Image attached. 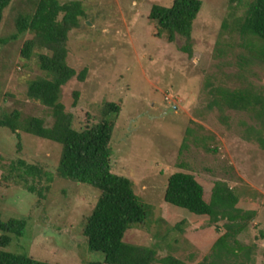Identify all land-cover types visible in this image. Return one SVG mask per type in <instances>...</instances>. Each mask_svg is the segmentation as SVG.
I'll use <instances>...</instances> for the list:
<instances>
[{"label": "rangeland", "instance_id": "374dc122", "mask_svg": "<svg viewBox=\"0 0 264 264\" xmlns=\"http://www.w3.org/2000/svg\"><path fill=\"white\" fill-rule=\"evenodd\" d=\"M39 0H11L0 21V115L18 110L21 117L42 118L51 126V109L29 98V82L46 73L35 46L29 58L21 48L33 33L17 32L20 15L31 14ZM78 1V26L67 35L66 62L85 78L66 82L59 101L78 130L101 120L105 103L120 106L110 115L111 171L132 182L148 207L143 225L132 226L123 240L149 246L160 260L170 256L183 264H264V127L251 111L214 105L213 89L249 85L264 92V63L254 57L239 32L238 21L252 0H201L193 21L191 55L181 50L186 38L172 42L156 35L149 19L153 4L173 0ZM74 92H78L77 95ZM0 127V218L26 221L22 236L11 234L0 250L57 264L102 262L90 251L83 229L99 191L57 175L62 146L22 130ZM35 165L39 176H24L23 165ZM14 164L16 170H11ZM192 174L210 199L217 181L232 188L236 207L249 216L235 235L249 248L220 253L217 239L227 219L213 221L167 203L164 193L174 172ZM34 186L30 192L27 187ZM1 234V232H0ZM229 244L237 247L230 240ZM154 264H164L156 261Z\"/></svg>", "mask_w": 264, "mask_h": 264}, {"label": "trees", "instance_id": "16d2710c", "mask_svg": "<svg viewBox=\"0 0 264 264\" xmlns=\"http://www.w3.org/2000/svg\"><path fill=\"white\" fill-rule=\"evenodd\" d=\"M11 0H0V21L3 10ZM240 3L242 0H229ZM202 7L201 0H173L170 6L153 4L149 19L156 25V35L163 36L172 42L177 35L186 38L181 50L191 55V31L193 21ZM83 9L78 1L61 3L59 0H39L31 14L20 15L16 21L17 32L29 31L33 38L27 39L21 55L29 58L35 46L46 47L51 54L39 53V67L46 75L32 79L27 88L29 98L38 100L51 109L53 123L45 126L42 118L35 116L21 117L18 110L0 115V127H6L16 133H26L61 144L62 150L57 166V175L63 179L88 184L99 191L97 202L88 216L83 234L90 251L100 252L102 262L88 264H183L176 258L167 256L156 258L153 247L127 243L123 240L126 230L132 226L143 225L148 219V207L134 192L129 178L111 171L110 140L114 122L109 118L120 111L118 104L108 102L102 108L101 120L83 129L72 126V115L64 110L59 101L61 87L72 77L83 81L85 69L79 73L66 62L68 32L78 26V19ZM239 32L245 36L246 44L254 57L264 63V0H252L245 15L238 21ZM213 104L220 108L225 106L234 110L251 111L254 117L261 120L264 127V92L249 85L243 88L213 89ZM75 95L78 92H74ZM23 165L24 176H39L41 169L35 165L19 162ZM11 170L17 168L10 165ZM27 189L34 192L29 185ZM167 203L186 209L196 215H207L213 221L227 219L226 231L217 239L215 247L220 253H233L249 248L239 245L235 235L244 228L237 220L246 216L235 205L237 196L232 188L222 181H217L210 194L204 197L202 185L190 173L174 172L168 177L164 193ZM26 221L0 218V246L10 243L11 234L22 236ZM230 240L237 247L229 244ZM0 264H57L35 259L31 256L0 250Z\"/></svg>", "mask_w": 264, "mask_h": 264}]
</instances>
